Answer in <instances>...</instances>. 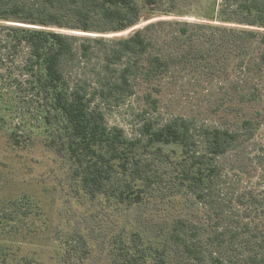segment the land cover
Listing matches in <instances>:
<instances>
[{
    "label": "trees",
    "instance_id": "trees-1",
    "mask_svg": "<svg viewBox=\"0 0 264 264\" xmlns=\"http://www.w3.org/2000/svg\"><path fill=\"white\" fill-rule=\"evenodd\" d=\"M156 1L42 0L43 5L35 11L12 5L5 18L42 27L119 32L132 28L142 7L151 9ZM207 19L214 23L198 24L201 37L194 40L189 35L183 45L169 52L155 48L146 35L154 22L111 37L101 71L90 89L85 81L71 84L63 73L64 60L75 56V36L45 28H13L17 42L29 48L26 70L32 77L30 82L37 93L50 100L55 114L57 126L48 122L43 147L52 154L51 163L59 164L63 180L58 194L62 203L56 214L60 222L54 223V214L39 207L44 216L41 236L31 237L44 245L36 257H23L22 264H174L173 249L179 248L201 260L190 241L194 234L183 236L185 226L192 223L175 217L173 224L150 235L135 215L153 201L154 184L163 181L153 157L164 156L172 165L173 177L178 179L174 192L204 199L212 178L220 171L216 157L233 148L241 129L199 130L205 149L198 152L192 148L195 143L187 120L155 123L146 119L136 135L127 137L118 126H107L95 99L119 104L136 93V79L158 80L173 68L192 62L208 64L228 58L243 62L255 49L260 50L259 60L264 62V0H221ZM187 30L181 27L179 31L183 35ZM104 40L94 38L96 43ZM81 47L86 56L89 45L81 42ZM244 121L241 128L252 124L249 119ZM163 200L160 196L153 202L160 207ZM253 204L263 206L264 199L254 197ZM211 259L222 264L218 257ZM242 264H264V257L252 253Z\"/></svg>",
    "mask_w": 264,
    "mask_h": 264
},
{
    "label": "rangeland",
    "instance_id": "rangeland-1",
    "mask_svg": "<svg viewBox=\"0 0 264 264\" xmlns=\"http://www.w3.org/2000/svg\"><path fill=\"white\" fill-rule=\"evenodd\" d=\"M220 3L157 0L151 9L142 7L140 19L132 28L105 33L68 26L42 27L5 18L12 5L35 11L43 5L42 0H5L0 4V264H22L23 257H36L44 245L31 237L41 236L44 216L39 207L54 214L55 223L60 222L56 214L62 203L58 196L63 184L59 164L51 163L53 156L43 147L48 122L57 126L55 114L50 100L37 93L30 82L32 77L26 70L29 48L17 42L13 28H45L75 36V56L64 60L63 73L71 84L85 81L90 89L101 71L111 37L154 22L146 35L155 48L174 51L189 35L194 40L201 37L198 24L214 23L207 18ZM181 27L188 29L186 34H181ZM100 36L107 40L94 42ZM81 42L89 45L86 56ZM259 54L255 49L243 62L231 58L208 64L192 62L151 82L136 79V93L119 104L95 99L107 126H118L127 137L136 135L146 119L155 123L173 118L187 120L195 143L192 148L198 152L205 149L199 130L241 129L233 148L216 157L220 171L212 178L204 199L174 192L178 179L173 177L172 165L164 156L153 157L163 181L154 184L152 199L161 196L164 202L159 207L151 201L135 216L148 227L150 235L173 224L175 217L192 223L185 226L183 236L194 234L190 241L201 260L179 248L173 249L174 264H215L212 257L221 259L222 264H242L252 253L264 257V205L253 204L254 197L264 199V62ZM245 119L252 124L241 128Z\"/></svg>",
    "mask_w": 264,
    "mask_h": 264
}]
</instances>
